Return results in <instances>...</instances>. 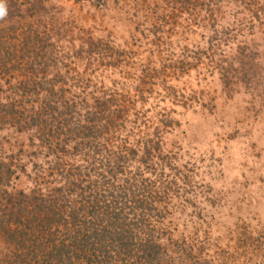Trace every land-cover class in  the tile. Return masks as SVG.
Masks as SVG:
<instances>
[{
  "label": "rangeland",
  "instance_id": "rangeland-1",
  "mask_svg": "<svg viewBox=\"0 0 264 264\" xmlns=\"http://www.w3.org/2000/svg\"><path fill=\"white\" fill-rule=\"evenodd\" d=\"M203 1L0 0L6 195L84 187L75 166L116 146L156 181L157 216L127 226L159 253L88 264H264V21L221 9L216 28L234 25L204 30ZM6 234L0 264H26ZM40 246L28 264H86Z\"/></svg>",
  "mask_w": 264,
  "mask_h": 264
},
{
  "label": "trees",
  "instance_id": "trees-1",
  "mask_svg": "<svg viewBox=\"0 0 264 264\" xmlns=\"http://www.w3.org/2000/svg\"><path fill=\"white\" fill-rule=\"evenodd\" d=\"M73 1L100 7L105 0ZM199 4L204 9H200L196 17H202L201 26L204 30H207V26L212 27V32L222 28L229 30L234 25L232 23L227 27L216 28L218 19L215 14L221 9L224 13L235 11L236 21L240 16H249L250 13L252 17L253 14H258L253 20H259L260 17L264 21V12L259 7L264 6V0H204ZM246 56L249 60V55L245 53L241 61ZM139 140L128 150L136 152L141 144H147L146 140L141 142V136ZM111 150L113 153L108 158L75 166L77 172L74 176L86 183L84 187L77 185L78 180L69 177V184L76 187L54 184L39 191L35 186L30 195H23L20 191L18 197L11 198L6 195L7 187L0 186V195L7 200L6 207H2L0 203V232H7V240L16 247L23 262H36L33 252L40 245L46 246L48 255H55L60 261H70L75 252L78 261L82 260L86 264L94 259L104 262L114 258L116 263L118 259L125 261L132 258L136 249L141 250L148 258L159 253L160 243L136 241L134 233L131 234V229L127 226L137 225L157 216L160 197H153L149 190V185L154 186L156 181L142 173L136 167V161L131 162L122 157L123 151H119V146L112 147ZM143 150V153L152 155L148 147ZM150 162L153 164L151 157ZM82 169L86 172L81 173ZM162 182L160 180L161 184ZM156 188L158 187L155 186L154 189ZM78 189L82 193L76 197V201L73 195ZM108 236L110 240L107 239Z\"/></svg>",
  "mask_w": 264,
  "mask_h": 264
},
{
  "label": "clouds",
  "instance_id": "clouds-1",
  "mask_svg": "<svg viewBox=\"0 0 264 264\" xmlns=\"http://www.w3.org/2000/svg\"><path fill=\"white\" fill-rule=\"evenodd\" d=\"M5 14V11L2 7H0V17H2Z\"/></svg>",
  "mask_w": 264,
  "mask_h": 264
}]
</instances>
